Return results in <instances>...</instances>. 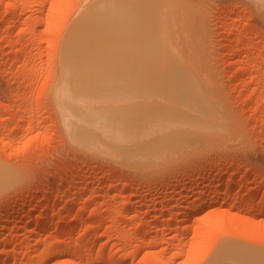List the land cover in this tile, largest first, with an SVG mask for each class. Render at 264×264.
Returning <instances> with one entry per match:
<instances>
[{
  "label": "rangeland",
  "instance_id": "374dc122",
  "mask_svg": "<svg viewBox=\"0 0 264 264\" xmlns=\"http://www.w3.org/2000/svg\"><path fill=\"white\" fill-rule=\"evenodd\" d=\"M92 1L98 5L104 0H0V170L5 173L0 172V264L15 247L13 264H264V0H156L158 13L146 19L139 13L127 16L134 22L137 42H128L132 48L122 43L123 49L116 50L119 54L129 49L127 58L124 53V59L119 57L124 61L118 65L123 69L126 62L129 70L122 75L128 76L126 72L142 60L186 64L182 69L198 83L208 105L205 110L209 108L204 122L196 124L205 127L199 124L198 129L193 119L195 128L190 123L186 128L195 134L178 131L177 137L191 139L181 137L183 142L173 148L176 135L169 137L172 142L167 135L177 130L167 125L164 129V111L170 107L163 80L135 76V70L125 79L118 76V65L117 77L109 73L118 78L115 83L105 70L109 81L96 72L99 80L93 74V81L101 80L102 88L98 84V91L84 99L98 106L101 124L107 117L103 113L117 111L113 115L121 113L124 123L136 122L141 129L151 119L157 123L153 119L163 113L158 120L163 126L157 124L167 137L156 136L153 125L154 132L144 128L145 135L157 140L158 147L171 142L172 149L160 154L155 141L147 136L143 141L138 133L144 135V130L136 129L141 141L154 144L150 155L153 150L159 154L148 159L149 148L135 149V158L128 160L120 152H133L138 136L127 148V130L114 126L112 132L113 125L107 123L102 128L94 123L97 127L93 124L89 131L84 127V136L79 127L83 123L71 126L59 111L64 104L60 93L71 97L77 92L76 84L68 87L65 82L70 80L61 79L66 70L62 51L70 28L77 20L80 24ZM143 1L132 0L127 10ZM155 23L162 27L164 41L152 34ZM113 60L116 67L119 61ZM131 113L134 121L129 120L132 115L127 118ZM93 126L106 140L92 138L89 132L97 131ZM76 131L82 139L89 134L94 144L86 143L88 147L103 153L86 148L85 138L83 144L75 140ZM110 145L118 149L112 147L113 154L106 152ZM8 218L14 221L5 228Z\"/></svg>",
  "mask_w": 264,
  "mask_h": 264
},
{
  "label": "bare ground",
  "instance_id": "6f19581e",
  "mask_svg": "<svg viewBox=\"0 0 264 264\" xmlns=\"http://www.w3.org/2000/svg\"><path fill=\"white\" fill-rule=\"evenodd\" d=\"M152 1H154V3H155V1L156 0H144L140 5H139V7H131L130 9H129V11L127 10V5H128V3L129 2H132V0H104V1H102L101 3H99L100 1L98 0H96V2L95 3H97L98 5H93L92 3H93V1L91 2V5H93V6H95L94 8L91 6V5H89L90 6V10H91V12L89 11V9L87 10V12H86V10H84V13L86 14L87 13V15L85 16V15H83L81 18H83L82 19V21L81 20H79L80 22V24H78L77 23V21L73 24V28L71 27L70 29L72 30V31H69V33H68V35L70 34V36H68L67 35V41H66V43H65V46L67 47H65L64 48V50L62 51V57H61V66L63 67V70L64 69H66L65 71H63L62 69V71L63 72H61V74L63 73L64 74V79L63 78H61L62 80H63V82L64 81H66V80H70V81H72V82H70V81H66L65 82V85H67L68 86V84H69V86L68 87H71L73 84H76V87H75V85H73L72 87L74 88V92H76V90H77V92H76V94L75 95H73V96H68V95H66L65 96V94L64 93H60L61 94V101L64 103L61 107H60V109H65L64 110V112H63V110H59L60 112H61V116H62V118H63V115H65L67 118H66V120H68L67 122H69V124L71 125V126H74V125H76V123H78L79 122V124L80 123H83V124H81V125H79V127H80V129H82L83 128V132H81V131H76V133H77V136L74 134V139L76 140V137L77 138H79L78 140H83V142L80 140V142H82V144L84 143V134H86V131L89 129H91V125H93L94 123L96 124V123H100L99 122V118H101L102 117V115H100L99 114V110H98V115H100V116H98L96 113H95V110H97L96 109V107L95 106H97V105H95V106H92V105H90V101L88 100L89 99V97L91 96V93L90 92H92V91H95V93H96V90L98 91V89L97 88H99V86H98V84H100V86H101V84H102V81L100 80V83H97L95 80L93 81V79H95L94 77H98V75H99V73H100V78L101 77H104V75H105V77H107V79H108V81H109V76L111 77V79H113V81L116 79V80H118V78H116L117 77V74L115 73V69L117 68V65L118 64H120V62H123L124 60H120L119 61V57L120 56H122L121 54H123L124 52V50L123 51H120L119 52V54H118V48H121L120 47V45H122V43L123 44H125L126 43V45L128 46V45H130L131 46V48H132V45L131 44H128V42H130V41H134V42H137V38L135 37L136 36V28H135V25H134V22L132 21L131 22V20H129L128 19V17L127 16H130L131 14H135V13H139L140 15H141V18H145L146 19V17H149V16H152V14L153 13H158L159 11H160V9H161V6L160 5H158V3H153ZM8 4V3H7ZM10 4H12V3H10ZM9 4V5H10ZM156 5V6H155ZM158 5V6H157ZM92 7V8H91ZM158 7V8H157ZM10 8V7H9ZM8 8V9H9ZM12 8H14V7H12ZM11 9V8H10ZM12 10V9H11ZM140 10H141V13H140ZM83 14V13H82ZM81 18H79V19H81ZM76 25H78V26H76ZM76 26V27H75ZM148 26H149V24H146V28L149 30V28H148ZM74 27H75V29H74ZM77 28V29H76ZM162 28V27H161ZM158 25H157V23H155L153 26L151 25V30H152V34H154V33H156V37L158 38V39H160V40H162V41H164V39L162 38V36H163V30L161 29ZM162 30V31H161ZM135 39V40H134ZM69 42V43H68ZM131 42V43H132ZM69 46V47H68ZM124 46V45H123ZM69 48V49H68ZM125 48V47H124ZM65 49H67V51L65 50ZM123 48H121V50H122ZM116 50H118L117 52H116ZM128 50V52L125 50V53L124 54H126L124 57H128V53H129V49H127ZM110 51H112L111 52V57H110V55H109V53H110ZM64 52H65V54H64ZM67 52V53H66ZM116 53V55H118V56H115V53ZM127 52V53H126ZM131 53V52H130ZM65 55V59L63 58L64 57V55ZM114 54V55H113ZM134 54V53H133ZM164 54V53H163ZM163 54H161V56H163ZM118 57V58H113V57ZM122 56V57H123ZM157 56V55H156ZM110 60H108L107 58ZM122 57H120V59H124V57L122 58ZM126 57V58H127ZM111 58H113L115 61L117 60V62L119 61V63H114V60H113V63L114 64H116V67H115V65H112V60H111ZM125 58V59H126ZM142 58V57H141ZM152 58H155V57H152ZM105 59H107V60H105ZM64 60L66 61V62H64ZM66 63V64H65ZM113 66H111L110 64ZM128 63V62H127ZM136 64H135V69H134V66L133 65H131V63H130V65L131 66H128V67H132V69H134L135 70V73H133V71L132 72H126V71H129V70H126V67L125 66H127V64H126V62H124L123 64H125V66H123V69H122V66H120V65H118V67H121V69H122V71L120 70V69H117L116 70V72L117 71H119V73H120V71H121V74L119 75V73H118V76H124V75H122L123 74V70L125 69L126 71V74H128V76H124V78L125 77H127V78H129V76H130V78H131V73H133L135 76H136V74L137 75H139V77L141 76V77H152V78H155V79H158V80H163L165 83H164V88L167 90V92H168V95H169V98H168V105H169V109H168V111H167V109L166 108H168L167 107V105H166V107H165V109H166V111H164V113H165V116H166V114H168V116L166 117V118H168V119H166L165 117V119H166V121L168 120V122L166 123V121H164L163 122V124H164V129H165V125H167V126H169V127H171V129H173L172 127H175L174 129H176L177 131L175 132V134H173L174 132V130H172L171 131V135H167L166 136V132H165V135H164V133H162V132H164L165 130H162V132H161V130L160 129H162L163 127H160V126H163V124H161V123H159L160 121H162L163 120V117H162V114H161V116H160V118L162 117V119H160L158 116H159V114L158 115H152L153 117L154 116H157L158 118L156 119V118H154L153 120V122H157V123H159L160 124V126H159V124H157V123H152V119L151 120H149L148 122H151L150 123V125L152 126L153 125V127L154 128H158L157 129V132H159L158 134H155V133H153V136L154 137H156L157 135H159L160 133H162L164 136H166L167 138H169V137H171L172 138V136H174V135H176V136H174L173 138H175L174 139V141H173V143H179V142H183L182 140H181V137H182V139L184 138V136L182 135L181 137H177V135L179 134V133H177L178 131H182L183 133H184V130L187 132V134L188 135H190L191 133H194L195 134V132L194 131H192L191 132V130H190V128L192 129H194L195 128V126H196V124H197V122L199 121H201L202 120V122H204L203 121V117L205 116L204 114H207V112H209V108H208V111H206L207 110V107H208V105L206 104V102L204 101V99H203V92H202V89L200 88V86L198 85V83H196L195 81H193V79H192V81H191V79H189V77H191L190 75V72L188 71V70H185L184 68L182 69V67H185L186 66V64L184 65V64H182V63H180V62H178V61H172V60H163V61H158V60H142V61H137V62H135ZM122 64V63H121ZM122 64V65H123ZM129 64V63H128ZM132 64H134V62L132 63ZM180 64H182V65H180ZM66 66V67H65ZM108 66H110L109 68H108ZM111 67H112V70H113V72H112V70H111ZM125 67V68H124ZM127 67V68H128ZM128 69H131V68H128ZM131 69V70H132ZM188 69V68H187ZM104 70L107 72H105L107 75H109V76H107L105 73H104ZM130 70V71H131ZM185 70V71H184ZM186 71H188L189 72V75H188V73H186ZM97 72V73H96ZM101 72H103V76H101L102 74H101ZM112 73V75L113 76H115L116 75V77L114 78L113 76H111L110 74ZM98 74V75H96V74ZM110 73V74H109ZM113 73H115V75L113 74ZM93 74H95L94 76H93ZM125 74V75H126ZM129 74H131V75H129ZM187 74V75H186ZM133 75V76H134ZM134 76V77H135ZM92 79H91V78ZM97 77H96V80H99V77H98V79H97ZM113 77V78H112ZM59 79H60V77H58ZM120 78V77H119ZM136 78H138V77H136ZM192 78V77H191ZM126 79V78H125ZM62 80H60L59 82H61ZM102 80H104V84H105V78H103ZM115 80V81H116ZM119 80H121V79H119ZM108 81H106L107 83H109ZM115 81H114V83H115ZM58 82V81H57ZM59 82L57 83V84H59ZM69 82V83H68ZM95 82V83H94ZM99 82V81H98ZM110 82H111V80H110ZM70 83H73L72 85L70 84ZM97 83V84H96ZM61 85H64V84H62V82L60 83ZM58 85V86H61V85ZM113 83L111 82V84H109L110 86L112 85ZM65 85H64V87H65ZM114 85L115 84H113V87H114ZM66 86V87H67ZM107 86H108V84L106 85L105 84V89L107 88ZM109 86V87H110ZM65 87V88H66ZM67 87V88H68ZM108 87V90L110 89ZM55 88H57L58 89V87L56 86ZM61 88V87H60ZM63 88V87H62ZM61 88V89H62ZM65 88H64V90L63 91H65ZM101 88H102V86H101ZM100 88V89H101ZM70 89H72V88H70ZM99 89V90H100ZM114 89H115V87H114ZM59 90V89H58ZM73 90V89H72ZM102 90V89H101ZM107 90V91H108ZM110 90H112V86H111V89ZM62 91V92H63ZM113 91V90H112ZM60 92V91H59ZM101 92V91H100ZM100 92H98V93H100ZM104 92V91H103ZM106 92V91H105ZM110 91H108L107 93H109ZM57 92H56V90H55V92L53 93V95H55ZM67 93V92H66ZM92 93H94V92H92ZM102 93V92H101ZM103 94V93H102ZM90 95V96H89ZM93 95V94H92ZM56 96V95H55ZM88 96V97H87ZM58 97H60V95H58ZM84 97L85 98H88V99H84ZM84 100H86V101H84ZM56 99L58 100V98L56 97ZM59 100V101H60ZM81 101V102H80ZM82 101L84 102V103H87V101H88V103L87 104H84L83 105V103H82ZM61 102V103H62ZM81 104V105H80ZM60 105V104H59ZM102 107V106H101ZM97 108H98V106H97ZM122 108V107H121ZM124 108V107H123ZM106 109V108H105ZM104 109V110H105ZM107 109H109V108H107ZM124 109H126V108H124ZM123 109V110H124ZM171 109V110H170ZM206 109V110H205ZM68 110V111H67ZM100 110H102V108H100ZM110 110V109H109ZM113 110V109H112ZM117 110V109H116ZM120 110V109H119ZM107 112V111H106ZM117 112V111H116ZM116 112H114L115 114H116ZM155 112H157V111H154L153 113H155ZM168 112V113H167ZM103 113V112H102ZM112 113H113V111H112ZM113 113V114H114ZM113 114H110L111 116H109V113L108 114H104L103 113V117H105V116H109L108 118L107 117H105L106 119H105V121H107V119H109L110 117L112 118V119H109V121L110 120H112V121H114L113 122V124H112V122H109V121H107V122H105V121H103L104 122V124H101L100 123V125H98V126H100L101 128H102V126H104V127H108L109 125H113V126H111V128L113 127V129H112V132H113V130L115 129V128H122V126L124 127V129L125 130H127L128 131V134H126L127 133V131L126 132H124V134L126 135V137H124L123 136V138L128 142V141H130V143H127L126 141L124 142L122 139V141H123V143H124V146H126V143H127V146L129 145H134V144H136V142L138 143V144H136L135 146L137 147H135L134 149L133 148H131L130 147V149H133V152H130V154H128V153H126V151H121L120 152V150H119V152L120 153H122V154H120V156L122 155V158L124 159V157H125V159L126 160H128L129 158H127V156H132L133 157V155H136V154H133L134 153V150L135 149H141L142 150V148L144 149L145 148V150L147 151V148H149L148 149V151H150L151 152V149H155V148H153L154 146H156V148H157V150H159L158 152L161 154L162 152L161 151H165L166 149H172V147L173 148H176L177 147V145H176V143L175 144H172V147L170 146L169 147V144L172 142V140L169 138V140H171V142H167V144L166 145H168V148H165L166 147V145H165V147L164 146H162L161 145V143H160V147H158V145L157 144H155L156 143V141L157 140H153V141H151V138L150 137H152V136H150V135H145V133H147L148 134V132H147V130H148V128H150V129H153V127H151L150 125H148L149 123H147V121H146V123L144 124L143 123V125H144V127L141 125L142 123L141 122H137V123H139L138 125H141V129H139L140 128V126H139V128L137 129V127H135V125L137 126V124H136V122H135V124H134V122H132V125H130L131 127V129H129L128 127H129V125H128V123L126 124V123H124L125 121H124V119H125V117H123L122 115H121V113L119 114H117V115H119L118 117H116L115 115H113ZM123 114V113H122ZM126 114V113H125ZM203 114V115H202ZM130 115H132V117L130 116V118H129V120H131V121H134L135 120V117H134V114H127V118L129 117ZM202 115V116H201ZM208 115V114H207ZM113 116H115V117H113ZM122 116V117H121ZM126 116V115H125ZM121 117V118H120ZM113 118H114V120H113ZM118 118H120V119H122L121 121H120V119H119V121L118 120H116V119H118ZM124 118V119H123ZM64 119V118H63ZM134 119V120H133ZM155 119L157 120V121H155ZM193 119L195 120V122L193 121ZM66 120L64 119V121L66 122ZM100 120H102V119H100ZM104 120V119H103ZM126 120V119H125ZM129 120H127L129 123H131V121H129ZM158 120H160L159 122H158ZM197 120V121H196ZM190 121H193L195 124V126H192L191 125V123H190ZM119 122V124H120V122H121V126L120 127H118L119 125L117 124V127H116V123H118ZM122 122H123V124H125V126L124 125H122ZM106 123L108 124V126H106ZM114 123H115V125H114ZM188 123H190V126L188 125ZM74 124V125H73ZM94 124V125H95ZM186 124V125H185ZM199 124H201L202 126H203V124L204 123H199ZM198 124V125H199ZM85 125V126H84ZM89 125H90V127H89ZM148 125V126H147ZM196 126V127H199V126ZM71 126H70V129H71V131H74L75 132V130H76V127L75 128H73V129H75V130H73L72 128H71ZM86 126H88V128H87V130L84 132V130H85V128H86ZM96 126V125H95ZM95 126H93L94 127V129H96V127ZM114 126H115V128H114ZM157 126V127H156ZM166 126V127H167ZM185 127V129H183L184 127ZM186 126L188 127H190V128H186ZM202 126H200V128H198V129H200L201 130V127ZM85 127V128H84ZM127 129H126V128ZM133 127V128H132ZM179 129L180 127L182 128L181 130H178L177 128ZM203 127H205V125L203 126ZM144 128H147V130H144ZM133 129V130H132ZM136 129H137V131L138 130H140L141 132H142V130H144V135H143V132H142V134L141 133H138L139 135H141L140 137H143V139L142 138H140L139 136H138V134H136L135 135V133H137V131H136ZM150 129H149V131H150ZM171 129H169V130H171ZM203 129V128H202ZM88 130V131H89ZM97 131H90L89 132V134L90 135H92V138H95V141H97V142H100V141H103V140H106V138H107V136H106V138L105 139H103L104 137H105V135L102 137V133H103V131H102V133L100 134V136H98V135H96V134H98V133H100L99 132V129L97 128L96 129ZM105 130V129H104ZM135 131V132H132V131ZM158 130H160V131H158ZM168 130V129H167ZM168 130V131H169ZM101 131V130H100ZM107 131V130H106ZM140 131H138V132H140ZM190 131V132H189ZM73 132V133H74ZM84 135V136H82L83 137V139L81 138V136L80 137H78L81 133ZM92 132H93V134H92ZM108 132V131H107ZM112 132H111V134H112ZM116 132H117V130H116ZM123 132V131H122ZM130 132V133H129ZM151 132H154V129H153V131H151ZM156 132V131H155ZM181 132V133H182ZM185 132V133H186ZM199 132V131H198ZM72 133V134H73ZM96 133V134H95ZM105 133V132H104ZM132 133H134V135H132ZM177 133V134H176ZM89 134H88V136H86V138H85V143H84V146H85V144L87 143L89 146L93 143L94 144V142L93 141H90L91 139H88V138H91V137H89ZM110 133H108L107 135H109ZM111 134H110V136H111ZM118 134V133H117ZM121 134V133H120ZM156 136H155V135ZM112 135H114V134H112ZM123 135V134H122ZM129 135V139H130V137L131 136H134V138L133 137H131V138H133V139H130V140H128V138H127V136ZM187 135V136H188ZM191 135H193V134H191ZM190 135V136H191ZM96 136H97V138H96ZM138 136V138H137V141H135V143L133 144V142L134 141H131V140H136L135 138ZM148 137V138H150V139H147V138H144V137ZM150 136V137H149ZM187 136H185V137H187ZM190 136H188L190 139H191V137ZM100 137V138H99ZM120 137V136H119ZM159 137V136H158ZM161 137V136H160ZM166 137H163V139L164 138H166ZM122 138V137H121ZM189 138H188V140H189ZM194 138H196V136L194 135ZM201 138H203V137H201ZM86 139H88L89 140V143H88V140H86ZM97 139V140H96ZM99 139H101V140H99ZM103 139V140H102ZM138 139H140V140H138ZM141 139L144 141V139L146 140H149L150 142H154V144H151L149 141V145L147 144V142L145 141V143L143 142V141H141ZM153 139V138H152ZM157 139H159V138H157ZM193 139V138H192ZM99 140V141H98ZM112 139H110V141H111ZM114 140H115V138H114ZM161 140V139H160ZM180 140V141H179ZM184 140V139H183ZM199 140V139H198ZM203 140V139H202ZM201 140V141H202ZM110 141H109V143H110ZM113 141V140H112ZM139 141H140V144H139ZM161 141H163V140H161ZM179 141V142H178ZM185 141H187V139L185 138ZM196 141V140H195ZM108 142V141H107ZM114 142V141H113ZM121 142V141H120ZM141 142H143V144L141 143ZM159 142V141H158ZM165 142V141H164ZM163 142V143H164ZM106 142H104L103 143V147H105L104 145H106V144H108L109 145V143H106ZM112 143V142H111ZM86 144V148H88V149H90V151H91V149L94 151H96L98 148H94L93 146H91L92 148H89L88 147V145ZM101 144H102V142H101ZM101 144L99 143V146L101 147ZM113 145H115L116 143L114 142V143H112ZM118 144H119V142H118ZM141 144L142 145H144L145 144V147H143V146H141ZM181 144H183V143H180L179 145H181ZM107 145V146H108ZM113 145H112V147H113ZM131 145V146H132ZM138 145H140V146H138ZM154 145V146H153ZM174 145H176L175 147H174ZM105 147V149L107 148L108 149V147ZM120 146H121V144H120ZM129 146L127 147V148H129ZM182 146V145H181ZM111 147V145H110V148H109V150H106V152L108 151V152H110V154H113V153H111V150L113 151H117V150H115L116 148L115 147H117V144L115 145V147H113V149H111L112 148ZM139 147V148H138ZM141 147V148H140ZM163 147V149L162 150H160L161 148ZM115 148V149H114ZM118 148H120L119 146H118ZM123 148H125V147H123ZM101 150H103L104 148H100ZM104 149V150H105ZM111 149V150H110ZM99 150V149H98ZM121 150H123V149H121ZM125 150H126V148H125ZM156 150V149H155ZM130 151H132V150H130ZM136 151V150H135ZM143 151V150H142ZM142 151H139V152H141V153H139L138 152V156L140 155V156H142L144 153V151L142 152ZM147 151V152H148ZM98 153H103V151H97ZM105 152V151H104ZM105 152V153H106ZM146 152V155H145V157L146 158H150V159H152V158H155L156 156H157V153H156V151H154L153 150V152H154V155H150V154H153L152 152L150 153V152H148L147 153ZM166 152V151H165ZM118 153V152H117ZM116 153V154H117ZM132 153V154H131ZM136 153H137V151H136ZM158 153V154H159ZM107 154V153H106ZM109 154V153H108ZM109 154V156H113V155H110ZM142 154V155H141ZM156 154V155H155ZM163 154H164V152H163ZM118 155V154H117ZM116 155V156H117ZM116 156H114L115 158H116ZM143 157V156H142ZM145 157H143V159L145 158ZM152 157V158H151ZM118 158V157H117ZM116 158V159H117ZM120 159H122L121 157H119ZM133 158H135V157H133ZM137 158V157H136ZM138 158H140V157H138ZM124 159V160H125ZM130 162V161H129ZM0 169H1V167H0ZM4 171V169H2V170H0V172H3ZM4 173V172H3ZM5 174V173H4ZM4 174H2V173H0V179H2L3 177L2 176H4ZM229 186H230V184H229ZM25 202V201H24ZM21 205H23L21 202H19ZM27 203V202H26ZM211 203H215V200H213ZM218 203V202H217ZM16 204H18V203H16ZM20 204H18V205H20ZM210 205V204H209ZM212 205V204H211ZM7 207H8V205H6ZM25 206V205H24ZM6 209H8V208H6ZM11 217V216H10ZM13 217V216H12ZM11 217V218H12ZM11 218H8V219H6L5 221V228L8 226V225H10V224H12L13 223V221L14 220H12ZM170 220V219H169ZM40 222L42 221V220H39ZM35 222V224L37 225H39L40 224V222ZM173 221V220H172ZM32 223V222H31ZM34 223V222H33ZM32 223V224H33ZM169 223V222H168ZM27 225V224H26ZM29 225V224H28ZM205 225V224H204ZM212 225V224H211ZM217 225V224H216ZM40 226V225H39ZM8 228V227H7ZM11 235V234H10ZM15 235V234H14ZM12 236H13V234H12ZM10 237V236H9ZM17 237V236H16ZM14 239H16V238H14ZM10 240V239H9ZM8 241V240H7ZM13 241H15V240H13ZM9 242V241H8ZM10 243V242H9ZM6 244V243H5ZM16 244V243H15ZM1 245V244H0ZM11 248V247H10ZM16 248V247H15ZM15 248H11L10 250H9V254H8V257H7V260H5V262H3L4 264H13L14 262H11L12 261V259L15 257V255H16V249ZM8 253V252H7ZM17 259V258H16ZM16 264V263H15Z\"/></svg>",
  "mask_w": 264,
  "mask_h": 264
}]
</instances>
